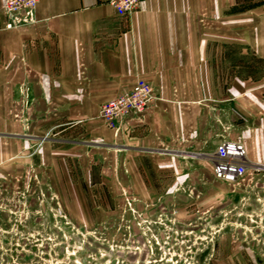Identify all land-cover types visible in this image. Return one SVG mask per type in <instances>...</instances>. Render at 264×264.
<instances>
[{
    "label": "rangeland",
    "instance_id": "obj_1",
    "mask_svg": "<svg viewBox=\"0 0 264 264\" xmlns=\"http://www.w3.org/2000/svg\"><path fill=\"white\" fill-rule=\"evenodd\" d=\"M234 1L229 22L204 6L203 31L210 21L219 35L230 27L234 43L222 60L248 63L235 74L264 86V58L242 43L264 42V0ZM142 82L153 100L132 114L140 118L158 99ZM20 92L24 114L0 121L26 134L0 135V264H264L263 125H235L222 139L246 149L244 174L228 182L213 176L205 148L185 153L197 157L134 148L184 150L176 123L163 141L134 127L131 115L104 119L101 106L115 97L92 107L37 103L33 111L28 87ZM159 106L177 121L181 103Z\"/></svg>",
    "mask_w": 264,
    "mask_h": 264
},
{
    "label": "crops",
    "instance_id": "obj_2",
    "mask_svg": "<svg viewBox=\"0 0 264 264\" xmlns=\"http://www.w3.org/2000/svg\"><path fill=\"white\" fill-rule=\"evenodd\" d=\"M234 2L143 0L127 16L104 0H38L33 23L5 29L0 0V121L24 114L21 87H28L34 111L43 102L99 106L145 80L160 103L149 106L142 118L131 115L130 123L137 129L150 127L149 134L161 133L163 141L172 132L165 127L176 123L184 150L134 148L195 157L201 152L185 153L205 148L211 163V153L230 127L264 126V93L259 92L264 86L250 87L256 82L251 76L235 74L250 67L248 63L222 60L228 55L225 47L234 43L232 29L226 27L219 35L210 21L211 28L203 31L204 6L216 16L219 10L228 15L229 22ZM242 43L249 53L264 58L263 40L244 37ZM173 101L181 103L177 121L159 109L161 102ZM0 135L26 134L0 127Z\"/></svg>",
    "mask_w": 264,
    "mask_h": 264
},
{
    "label": "built area",
    "instance_id": "obj_3",
    "mask_svg": "<svg viewBox=\"0 0 264 264\" xmlns=\"http://www.w3.org/2000/svg\"><path fill=\"white\" fill-rule=\"evenodd\" d=\"M116 13L130 15L143 0H104ZM38 0H3V28L11 29L34 21ZM151 90L142 81L115 99L103 104L101 116L109 122L127 115L142 112L152 102ZM213 176L221 181L234 182L241 177L247 166L246 149L243 143L234 140L220 141L210 156Z\"/></svg>",
    "mask_w": 264,
    "mask_h": 264
},
{
    "label": "bare ground",
    "instance_id": "obj_4",
    "mask_svg": "<svg viewBox=\"0 0 264 264\" xmlns=\"http://www.w3.org/2000/svg\"><path fill=\"white\" fill-rule=\"evenodd\" d=\"M3 1V0H2ZM2 4L3 3H1V6H2ZM37 5V4H36ZM35 9H36V7H35ZM34 20H35V15H34ZM34 22V21H33ZM33 22H31V23H33ZM31 23H29V24H31ZM20 27V26H19ZM3 28V27H2ZM16 28H18V27H16ZM1 29V28H0Z\"/></svg>",
    "mask_w": 264,
    "mask_h": 264
}]
</instances>
